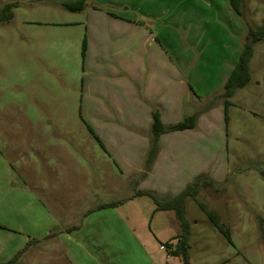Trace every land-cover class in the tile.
Instances as JSON below:
<instances>
[{"label":"rangeland","instance_id":"1","mask_svg":"<svg viewBox=\"0 0 264 264\" xmlns=\"http://www.w3.org/2000/svg\"><path fill=\"white\" fill-rule=\"evenodd\" d=\"M76 1L0 0L2 242L27 239L21 264H183L172 254L182 233L173 212L136 195L140 179L125 178L80 112L91 75L81 46L91 27L121 23L119 16L141 24L156 13L186 41L161 49L186 68L195 91L212 92L210 172L184 200L188 264H264V40L253 47L250 82L227 109L220 97L248 28L264 23V0H243L240 16L228 0H85L82 11L65 8ZM105 123L121 131L117 119ZM183 184L171 187L180 194Z\"/></svg>","mask_w":264,"mask_h":264},{"label":"crops","instance_id":"2","mask_svg":"<svg viewBox=\"0 0 264 264\" xmlns=\"http://www.w3.org/2000/svg\"><path fill=\"white\" fill-rule=\"evenodd\" d=\"M123 8L129 10L127 5ZM144 17L147 22L141 24L133 23L135 17L119 16L121 23L91 27L83 62L91 68L88 71L91 75L86 84L82 81L80 112L82 122L118 168L125 171V178L140 179L139 192L171 199L179 193L171 187L173 183L183 182L186 187L210 172L205 145L210 141L208 118L212 92L195 91L194 80L190 81L189 72L187 75L184 72L186 68H181L179 60L170 59L161 49L160 45L172 49L173 41L186 43L177 31L176 34L172 31L169 19L156 13ZM230 73L225 74L222 88ZM104 111H107L105 117ZM155 113L165 126L198 117L193 129L161 135L158 152L149 162ZM114 119L119 122L120 132L114 128L116 125L105 123ZM56 155L54 159L61 158ZM122 201L126 200H119ZM8 241L10 246H6ZM4 242L0 239V263L9 262L24 250L15 262L21 264L27 253V239L16 241L7 237Z\"/></svg>","mask_w":264,"mask_h":264},{"label":"trees","instance_id":"3","mask_svg":"<svg viewBox=\"0 0 264 264\" xmlns=\"http://www.w3.org/2000/svg\"><path fill=\"white\" fill-rule=\"evenodd\" d=\"M230 7L233 9V11L240 16L241 15V4L243 0H228ZM85 0H78L73 3V5H65V8L73 11H82L84 7ZM13 7L12 4L7 5L6 8ZM264 40V23L256 28L253 29L251 27L248 28L245 41L240 53V56L238 58V61L234 68L232 69L230 75L228 76L227 80L224 83L223 86V93L220 95V97L223 99V105L227 109L230 105L229 99L235 94L236 91L244 88L251 80V73H250V60L253 55V47L255 44L261 42ZM86 51V40H83L82 46H81V57L84 59ZM226 115V112H225ZM195 116H191L189 118H186L183 120V122L175 124V125H169L165 126L160 122L158 114H153V124L151 128V134L153 137V147L149 153V162L152 160L155 156V150L158 138L167 133V132H173V131H183L187 129H193L195 127ZM201 177L197 179V181L194 184H191L187 186L180 194L177 196L171 198V199H159L154 195H151L146 192H140L137 193V196H143L151 199L155 204V211H173L175 214V217L181 227V235H180V241L178 243L177 249L172 252L173 255H179L182 257L183 264H188L187 261V251H188V236H189V223L185 219V211H184V200L187 197L195 198L197 195L196 188L198 187ZM116 205V203H115ZM108 206H114V204H110ZM200 208L204 211V213L207 215L209 220L213 223L215 228L223 234L224 237L228 241L229 240V233L226 232L218 223L215 216L212 215L210 212H208L203 204L199 203ZM26 246L25 248H27ZM24 250H21L15 257L10 260L7 263H0V264H15V262L18 260V258L22 255Z\"/></svg>","mask_w":264,"mask_h":264},{"label":"built area","instance_id":"4","mask_svg":"<svg viewBox=\"0 0 264 264\" xmlns=\"http://www.w3.org/2000/svg\"><path fill=\"white\" fill-rule=\"evenodd\" d=\"M161 249H165V247L161 246Z\"/></svg>","mask_w":264,"mask_h":264}]
</instances>
